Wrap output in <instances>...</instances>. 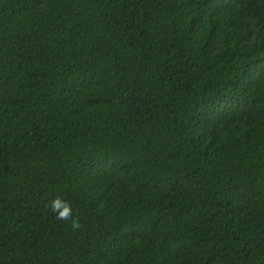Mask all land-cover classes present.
<instances>
[{
  "label": "trees",
  "instance_id": "16d2710c",
  "mask_svg": "<svg viewBox=\"0 0 264 264\" xmlns=\"http://www.w3.org/2000/svg\"><path fill=\"white\" fill-rule=\"evenodd\" d=\"M0 264H264V0H0Z\"/></svg>",
  "mask_w": 264,
  "mask_h": 264
},
{
  "label": "clouds",
  "instance_id": "9594fccd",
  "mask_svg": "<svg viewBox=\"0 0 264 264\" xmlns=\"http://www.w3.org/2000/svg\"><path fill=\"white\" fill-rule=\"evenodd\" d=\"M55 213L56 218L63 221H70L73 231L81 227L79 216L74 215L73 205L70 201L61 198L60 196L54 197L46 205Z\"/></svg>",
  "mask_w": 264,
  "mask_h": 264
}]
</instances>
